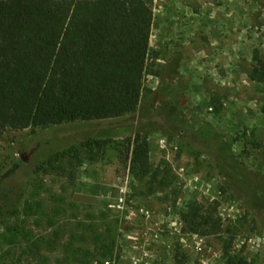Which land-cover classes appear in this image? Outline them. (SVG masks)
<instances>
[{"label":"rangeland","instance_id":"obj_1","mask_svg":"<svg viewBox=\"0 0 264 264\" xmlns=\"http://www.w3.org/2000/svg\"><path fill=\"white\" fill-rule=\"evenodd\" d=\"M152 1L136 118L60 119L5 134L0 264H134L141 255V264H264V206L254 209L227 189L211 151L173 134L161 114L168 88L224 135L238 161L264 183V83L252 79L255 55L264 60V0ZM138 135L149 143L157 180L132 168ZM90 141L102 143L91 149ZM122 188L125 212L112 208ZM192 203L216 210L219 234L188 230L183 214ZM142 210L150 212L149 223ZM109 235L116 245L105 256Z\"/></svg>","mask_w":264,"mask_h":264},{"label":"trees","instance_id":"obj_2","mask_svg":"<svg viewBox=\"0 0 264 264\" xmlns=\"http://www.w3.org/2000/svg\"><path fill=\"white\" fill-rule=\"evenodd\" d=\"M153 26L152 0H0V146L8 131L47 128L60 119L136 118ZM255 61L252 79L264 83V60L256 54ZM163 91V125L173 134L198 139L211 151L227 189L262 210L261 179L238 161L224 135L197 117L175 91ZM137 137L132 168L151 180L161 178L151 173L149 143ZM101 143L90 141L89 147ZM215 212L192 203L183 219L190 232L213 236L222 231ZM104 243L106 256L116 242L109 235Z\"/></svg>","mask_w":264,"mask_h":264},{"label":"built area","instance_id":"obj_3","mask_svg":"<svg viewBox=\"0 0 264 264\" xmlns=\"http://www.w3.org/2000/svg\"><path fill=\"white\" fill-rule=\"evenodd\" d=\"M128 202L129 200L127 196V191L126 189L122 188L120 191L119 197L116 200L115 204L112 206V208L119 210L121 212H125L130 209L128 206ZM142 213L145 217H147V221L149 223V220L151 218L150 212L142 210ZM199 248H200V245L197 247V249ZM142 259H143L142 255L139 257H135L134 264H141ZM106 264H110V263L108 262Z\"/></svg>","mask_w":264,"mask_h":264}]
</instances>
